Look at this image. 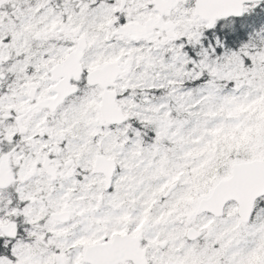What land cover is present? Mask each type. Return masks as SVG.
<instances>
[{
	"label": "flooded vegetation",
	"instance_id": "1",
	"mask_svg": "<svg viewBox=\"0 0 264 264\" xmlns=\"http://www.w3.org/2000/svg\"><path fill=\"white\" fill-rule=\"evenodd\" d=\"M151 6L147 17L132 21L157 18ZM8 58L0 71V168L6 165L11 181L0 187V264H199L200 238L187 228L179 236L184 245L152 244L150 233L135 229L132 208L116 217L117 193L124 209L133 198L135 169L128 162L134 155L124 152L135 135L130 120L121 124L117 115L109 122L107 116L109 105L128 91H121L118 77L108 86L115 92L103 93L89 85L87 73L119 58L85 57L78 80L76 63L66 64L58 79L71 76L78 91L55 110L40 103L55 97L52 70L65 57H27L24 68L14 70ZM98 123L110 133L95 131ZM116 235L126 239L87 254L90 245L111 243Z\"/></svg>",
	"mask_w": 264,
	"mask_h": 264
},
{
	"label": "rangeland",
	"instance_id": "2",
	"mask_svg": "<svg viewBox=\"0 0 264 264\" xmlns=\"http://www.w3.org/2000/svg\"><path fill=\"white\" fill-rule=\"evenodd\" d=\"M97 18L91 20L96 24L90 29L100 33L102 28L97 24L102 22V16ZM179 18L185 22H192L188 12ZM19 21L21 25L28 24L30 31L33 34L37 33L36 37L42 34L37 28L44 26L45 23H49L54 30L66 28L54 20H43L33 14L21 16ZM14 24H16L14 16L8 13L0 14V61L2 57H7L3 50L5 47L21 55L30 56L36 53V50L41 53L42 49L32 47L34 49L32 51L20 35L16 33L17 37L15 36L12 31ZM188 26L183 25L181 35L185 33L192 35L188 36L189 39H193L189 43H197L201 35L198 36L196 31H200L203 26H199L194 32ZM5 38H8L9 42L1 45ZM95 38L98 41L97 35ZM253 38L244 43L243 50L227 51L226 54L224 50L217 53L219 43L216 41L213 47L209 46L211 51L205 52L201 49L200 58H194L192 61L183 53L182 44L157 46L155 49L158 52L149 55L141 52L140 47L116 43L106 46L107 53L100 51L98 56H93L112 57L113 53L118 51L116 55L127 54L126 62L130 67H135L143 59L141 69L132 70L127 75L135 86L146 87L157 82L168 84L177 78L180 82H186V79H200L198 84L190 88H172L165 100L155 103L150 98H145L142 100L143 103L137 101L134 104L137 117L149 123H154L160 118V123L154 125L157 134L161 136L156 140L170 138L177 143L174 157L173 155L166 157L161 149L152 151L151 146V187H156L157 196L163 191L165 179L161 173L164 169L169 168L166 171L168 174L172 169L174 171L172 177L184 178L182 188L167 204L171 209L164 208L163 205L159 207L158 214H155L160 216L159 218H165L167 214L190 213V203L197 202V197L194 196L207 191L206 181L210 184L212 179L227 175L224 165L213 163L217 157L226 159L229 155L240 154L239 158H243L245 155H259L260 152L264 155V45L257 46ZM98 48L97 45L96 51ZM168 49L170 56L164 57ZM245 55L249 56V59H246ZM54 56L61 57V50L56 48ZM150 63L158 67H149ZM10 102L11 100H8V103ZM171 102L176 105L179 114L188 115L182 117L177 115L173 119ZM182 118L189 120L184 130L179 128L181 124L179 119ZM156 144L162 146L159 142ZM162 147L165 148V145ZM188 165L192 174L186 173ZM258 221L248 228H239L234 220L211 227V241L222 242L221 247L226 252L229 264H264V211Z\"/></svg>",
	"mask_w": 264,
	"mask_h": 264
},
{
	"label": "trees",
	"instance_id": "3",
	"mask_svg": "<svg viewBox=\"0 0 264 264\" xmlns=\"http://www.w3.org/2000/svg\"><path fill=\"white\" fill-rule=\"evenodd\" d=\"M223 24L226 27L218 26L216 30L218 37L232 48H236L246 40L251 32V28H256V26L257 28L264 27V7L242 18H236L230 22L225 21Z\"/></svg>",
	"mask_w": 264,
	"mask_h": 264
},
{
	"label": "water",
	"instance_id": "4",
	"mask_svg": "<svg viewBox=\"0 0 264 264\" xmlns=\"http://www.w3.org/2000/svg\"><path fill=\"white\" fill-rule=\"evenodd\" d=\"M245 1L248 0H199L198 8L201 11V16L208 18L213 24L217 17L240 16L243 12V3ZM255 173L257 175L256 170ZM260 181L261 179L257 178L250 180L251 184H253L252 187L255 188L254 190L259 189L256 188L258 186L256 183Z\"/></svg>",
	"mask_w": 264,
	"mask_h": 264
}]
</instances>
